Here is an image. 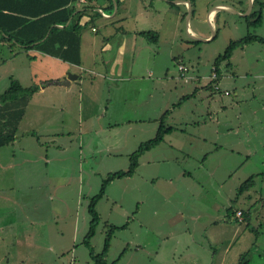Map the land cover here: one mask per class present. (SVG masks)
<instances>
[{
  "label": "rangeland",
  "instance_id": "obj_1",
  "mask_svg": "<svg viewBox=\"0 0 264 264\" xmlns=\"http://www.w3.org/2000/svg\"><path fill=\"white\" fill-rule=\"evenodd\" d=\"M259 1L263 3L259 25L254 23V16H248L252 11L259 10V4L250 5L249 0H193L192 13L188 12L187 6L169 8L166 14L169 20L164 22V26H168L169 30L164 28L158 42L149 44L144 38L140 39L136 50L135 75L140 78L138 85L135 87L131 83L123 85L120 91L114 90V93L112 92L114 99L109 105L107 116L101 117L102 119L98 122L91 120L93 118L89 116H84L91 113L93 108L88 107L87 87L82 88V92L80 90L83 117L80 147H78L77 137L79 135V116H77L80 108L79 91H77L79 87H74L75 83H72L69 88L66 87V90L69 89L70 103L66 101L65 105L63 104L66 112V116L63 117H66V123L59 128L62 129L65 137L57 138L56 143H51V138L42 132L45 130L43 126H40L42 122L31 117L29 127L34 125L33 129H38L36 135L19 137L20 142L15 140V146H25V152L16 147L12 149L15 154L13 158L15 164H21L25 160L23 174H21L25 184L18 185L6 179L0 180V194L22 196L23 201L19 202L21 206L24 208L25 205L26 210L33 209V211L30 210L32 212L34 209H36L35 212H41L43 216L38 220L42 221L45 218L47 222H43V226H36L35 231L31 232L30 230L34 228H28L29 223L25 222L24 217L19 218L22 219L21 225H18L19 220L14 225L16 221L14 219L12 231L16 233L17 239L23 240L27 228L28 236H32L33 243L32 245L29 243V252H33L40 245L46 247L49 244L50 247V244H54L55 251H50L48 258L43 256L49 264H92L89 250L82 244L90 220L87 211L89 200L98 192L107 173L126 170L129 166V154L126 151L130 152L128 149L132 143L129 137L131 129L127 136L128 144L123 142L125 135L122 133L123 127L119 129V134L116 136L119 143L114 150L121 152H115L112 155L99 152L101 148L99 138L104 134L112 137L117 132V129L107 130L106 127L107 125L113 127L116 119L132 117L131 115L136 111H148L152 116L158 113V109H161L159 116H162L165 110L171 113L173 103L178 101L179 95L191 93V87L194 85L201 90L200 95L190 102H185L180 110L175 109L173 114L168 113L166 116H186L190 111H194L196 113L194 116H197L203 106L210 105V111L216 110L221 101L227 104L225 112L227 115L231 116L236 109L246 110L245 106L234 108L232 105V77H223L224 85L220 86V90H214L210 75L214 60L224 52L231 41L250 34L264 38V0ZM218 4L227 5L234 11L226 7L217 8L211 28L206 16L209 9ZM176 12L180 14L177 24L173 22V15ZM98 22L100 20L96 21ZM130 22L136 23L135 18H131ZM187 22L200 34L201 39L188 35ZM129 27L133 26L129 25ZM11 46L12 48L9 47L8 41L0 39V53L15 51L16 46ZM85 57L88 60L87 52ZM230 60L234 64L245 61L255 67V71L264 70V42L253 41L244 47H237L233 50ZM15 62H18L17 59L13 61L14 64ZM178 63H182L185 67V77L178 75ZM225 64L224 60L218 63L221 76L231 75L234 71L233 68L226 71ZM8 66L9 63L0 68L1 78L8 73ZM6 69L7 71L3 72ZM83 78L89 80L91 77L85 74ZM2 85L0 81V92L5 89ZM244 87L246 89L247 84ZM137 88L143 90L142 96L145 94V100L140 104L135 98ZM256 92L259 97L260 90ZM105 93L106 90L102 87V94ZM149 93H152V97H149ZM258 101L259 99L247 104L257 106ZM120 107L123 109V114L130 116H112L116 115L113 113L114 108L119 110ZM171 119L168 117L165 123L170 122ZM30 120L26 121L27 124ZM97 124L101 127L105 126V130H100L99 127L98 132ZM67 130L71 132L67 133ZM132 132L135 139L140 138L135 130ZM61 144L65 150L59 152L50 165L45 166L43 156L47 152L51 153L53 148ZM79 149L80 154H78ZM132 151L134 149H131ZM196 164L193 158L179 160L178 163L167 166L162 173H169L173 177L172 182L165 180L162 176L158 178L147 176L148 171L152 172L149 165L137 167L131 176L112 180L104 196L96 204L100 221L91 239L94 253L102 251L104 240L112 227H121L126 224L124 228L113 229L106 264H221L223 250L229 241H231L230 248L225 254L224 264H237L243 254H246L249 264H264L263 200L254 197L249 201L239 196L236 201H232L236 197V176L238 177L240 173L237 172L229 180L226 173L230 170L218 169L217 176L214 174L216 178L225 175L224 188L218 190V180L212 176L208 179L204 169L196 168ZM184 167L189 169L191 177L184 178L179 175L183 169L186 170ZM160 196L165 198L161 199ZM230 205L233 210L239 207L248 212V220L243 222L228 220L225 214L226 208ZM59 210L66 212L67 216L64 221L56 225L53 216ZM176 212L190 214L192 220L187 219V225L179 223L171 227L172 223L167 219ZM223 218L224 221L221 222ZM213 221H217V224ZM12 234L6 236H12ZM12 247L9 251L17 252L14 246ZM60 249H63V253L55 255L54 252Z\"/></svg>",
  "mask_w": 264,
  "mask_h": 264
},
{
  "label": "crops",
  "instance_id": "obj_2",
  "mask_svg": "<svg viewBox=\"0 0 264 264\" xmlns=\"http://www.w3.org/2000/svg\"><path fill=\"white\" fill-rule=\"evenodd\" d=\"M78 1L75 4L76 8L80 9L83 5L88 4L92 6V9L81 18L85 25L80 33L79 64L64 61L34 48L24 49L22 46L9 41V47L12 48L11 45H14L16 50H9V53H0V68L9 63L8 73L4 77H0L2 86H5V89L8 87L11 78L17 79L23 86L40 85L39 90L31 96L26 106L24 116L18 124L15 139L9 144L0 147V180L6 179L8 182H15L18 185L25 184L23 183L24 177L21 175L23 174V161L25 160L21 164H15L13 160L15 154L12 149L16 147L25 152V146H15V140L20 142L21 138L19 137L36 135L38 129H33L34 125L29 127L32 121L31 117L42 122L40 126L45 128L42 132H45L44 134L51 138V143H56L57 138L62 139L65 137L62 129L59 128H62L66 123V117H63L66 116L64 105L66 101L70 103L69 89L66 90V87L69 88L72 83H75L74 87H79L77 90L79 91L78 99L80 104L77 114L79 116V135L77 137L78 147H80L81 122L83 121L80 90L82 92V88L87 87L88 107L93 108L91 113L84 116L93 118L91 120H95V122H98L99 119L101 120V117L107 116L109 105L114 99L112 92L114 93V90L120 91L123 85L131 83L135 87L138 85L140 78L135 75L137 70L136 50L141 41L140 39L144 38L145 41L147 40L141 35V32H157V41H146L149 44H156L161 38L164 28L167 31L169 30L168 26H164V22L169 20L166 18L169 8L187 6L189 12L187 0H175L173 5L168 0H112V7L110 6V0ZM252 4L253 0L250 5ZM217 7H226L232 10L231 7L220 4L210 8L206 20L211 28L213 27V17ZM192 11L190 2V13ZM173 16V22L177 24V18H179L180 14L176 12ZM131 18H135L136 23L130 22ZM99 20L100 22L96 23ZM129 25L133 27H129ZM86 28L88 30H85ZM175 29L176 26L174 31ZM186 32L192 38H202L196 30L192 29L188 22L186 23ZM0 39L2 40L1 34ZM86 52L88 53V60L85 57ZM232 56L233 52L228 59L224 60L226 62V71L231 68L234 70L231 75L227 72L230 76L226 74L221 76L218 64L214 63L210 75V79L212 77V87L214 90H220V86L224 85L223 77H232V105L234 108L245 106L246 110L240 109L238 111L236 109L231 116L227 115L225 113L227 104L221 101L216 110L212 109L210 111V105L203 106L202 111L200 109L198 113V115L202 114V116H194L196 114L194 111L188 112L186 116H166L165 122L168 117L172 118L170 122L165 123L166 126H170L172 129L164 135L160 143L145 151L138 160V168L142 167V165L150 166L152 172L148 171L147 176L155 178L162 176L165 180L172 182L173 177L169 173H162V171L167 166L169 167L175 162L178 163L179 160L185 161L186 159L194 158L197 162L196 168L204 169L208 179L212 176L215 180H218V190H222L225 185V175H220V177L216 178L214 174L217 176L218 169H229L230 172L226 173L229 180L237 172L240 173L238 177L236 176V189L249 176L264 172V70L255 71V67L245 63V61H243L244 63L234 64L230 60ZM15 59L18 62L14 64L13 61ZM180 66L183 67L182 70L179 69ZM7 69L3 70V72H6ZM178 70V75L185 77V67L182 63H178ZM69 73L74 74L76 78L68 80V83H63L67 80V74ZM85 74L91 78L84 80ZM149 76H151V73ZM43 82L46 83L43 84ZM151 83L153 84L154 82L152 81ZM245 84H247L246 89L244 87ZM257 86L259 87L257 88ZM102 87L106 90L105 94H102ZM191 90V93H181L179 95L178 101L173 103L172 112L169 114H173L175 109L180 110L185 102H190L196 99L197 95H200L201 90H199L198 86H192ZM227 90L226 92L230 94V90ZM257 90L261 92L259 97L257 96ZM135 93L137 94L135 96L136 101L139 104L142 103L145 100V94L143 95L144 98L142 96L143 90L137 88ZM149 97H152V93H149ZM257 99H259L257 106H254L255 104H247V102H255ZM160 110L158 109V113L153 116L148 111H136L131 115L132 117L116 119L117 121L114 122L113 127L107 125V130L117 129V132L112 137L104 134L103 137L99 138L101 144L99 152L111 155L115 154V152H121L117 151V149L116 151L114 150V147L119 143L116 136L119 134L121 127H123L122 133H125L123 142L126 144H128L127 136L130 134V129L132 131L135 130L140 136L139 139H135L133 137L134 132L131 131L129 137L132 143H130V149H128L130 152L131 149L135 150L140 143L154 137L160 124ZM113 111L116 115L113 114L112 116L127 115L123 114L121 107L119 110L114 108ZM89 117L86 118L88 119ZM27 119H31L28 124L26 121L29 120ZM97 126L96 130L98 132L106 128L98 124ZM99 127L100 130H98ZM19 129L24 130L21 132L18 131ZM67 131V133L71 132L70 130ZM18 132H21V134H18ZM64 150L65 147L61 144L53 148L51 153L47 152L43 156L45 166L50 165L57 154ZM126 152L130 154L129 151ZM78 154H80V149ZM78 165H80V160H78ZM179 175L184 178L191 177V173L187 168L186 170L183 169ZM239 196H243L249 201L255 197L264 202V176H256L254 186ZM160 197L161 199L165 198L164 196ZM238 197H235L234 200L236 201ZM20 201H23V199L18 194H0V264H49L44 257L48 258L50 251L54 249V244H50V247L49 244L46 247L40 245L33 252L28 251L30 249L29 243L32 245L33 240L31 235L28 236L27 229L33 227L34 229L30 231H35L36 226H43V222H47L45 218L42 221L38 220V218L41 219L43 216L41 212H35L36 209H34V212H32L33 209H30L32 211L26 210L25 205L23 208L19 203ZM226 209L227 213L225 216L228 220H239L235 212L236 210L242 211V208L238 207L233 210L232 205H230ZM65 216H67L66 212L56 211L53 216L56 225L60 221H64ZM20 217H24L25 222L29 223L23 240L17 239L16 233L12 231L14 219H16L14 225L17 220H19L18 225H21L22 219H19ZM191 217L190 214L185 212H176L167 221L172 223L171 227L179 223L187 225V219L192 220ZM196 217H199V215H196ZM217 221H213L214 224H217ZM223 221L224 218L221 219V222ZM7 234H12V236L7 237ZM12 237L14 238L13 240ZM230 242H227L225 249L223 247L221 264H224L225 254L230 248ZM12 246L17 252L9 251V249L13 248ZM59 253L62 254L63 249L54 252L55 255Z\"/></svg>",
  "mask_w": 264,
  "mask_h": 264
},
{
  "label": "trees",
  "instance_id": "obj_3",
  "mask_svg": "<svg viewBox=\"0 0 264 264\" xmlns=\"http://www.w3.org/2000/svg\"><path fill=\"white\" fill-rule=\"evenodd\" d=\"M110 1V6L112 7L113 1ZM168 1L173 5L175 0ZM189 1L192 6L193 0ZM78 2V0H0V34L2 35V40L16 43L24 49L34 48L64 61L79 64L80 33L85 25L81 18L92 9V6L89 4L83 5L79 9L75 7ZM253 3L259 4V10L252 11L248 16H254V23L259 25L263 3L259 0H253ZM141 35L151 42L157 41L158 38V34L155 31H143ZM253 41L264 42V38L250 34L239 40L231 41L224 52L217 56L214 63L217 65L219 61L228 59L234 49L243 47ZM45 83L43 82V84ZM39 88V84L23 86L17 79L11 78L8 87L0 93V147L9 144L15 139L16 130L24 116L26 106L31 96ZM168 113L169 111L166 110L162 114L155 136L140 143L128 155V168L107 173L101 182L98 192L90 198L87 206V211L90 215L89 226L83 237L82 244L89 250L92 264H106V255L113 229L126 226L124 224L121 227H112L104 240L102 251L97 254L94 253L91 239L95 235L100 221L96 204L104 196L106 188L112 180L133 175L137 169L139 157L145 151L160 143L164 135L172 129L170 126L165 125V118ZM256 176L263 177L264 172L249 176L242 181L236 189V198L254 186ZM242 213L243 219L241 221H247L248 212L242 210ZM237 264H248L246 254L239 258Z\"/></svg>",
  "mask_w": 264,
  "mask_h": 264
},
{
  "label": "water",
  "instance_id": "obj_4",
  "mask_svg": "<svg viewBox=\"0 0 264 264\" xmlns=\"http://www.w3.org/2000/svg\"><path fill=\"white\" fill-rule=\"evenodd\" d=\"M176 1H183V0H176ZM250 1V3L252 2V0H249ZM187 3H188V5H189V11H190V2L187 0ZM217 8H219V7H217ZM74 78H76V76L74 75V74H71V73H69V74H67V80H65L63 83H68V80H71V79H74Z\"/></svg>",
  "mask_w": 264,
  "mask_h": 264
},
{
  "label": "built area",
  "instance_id": "obj_5",
  "mask_svg": "<svg viewBox=\"0 0 264 264\" xmlns=\"http://www.w3.org/2000/svg\"><path fill=\"white\" fill-rule=\"evenodd\" d=\"M81 1H83V0H81ZM179 69L182 70L183 67L180 66ZM149 74H150V73H149ZM235 214H236V217H238L239 220H242V219H243V218H242V211H241V210H236Z\"/></svg>",
  "mask_w": 264,
  "mask_h": 264
}]
</instances>
